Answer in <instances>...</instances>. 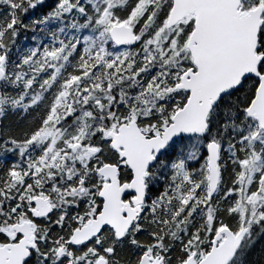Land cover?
I'll return each instance as SVG.
<instances>
[{
    "label": "snow or ice",
    "instance_id": "1",
    "mask_svg": "<svg viewBox=\"0 0 264 264\" xmlns=\"http://www.w3.org/2000/svg\"><path fill=\"white\" fill-rule=\"evenodd\" d=\"M0 264H264V0H0Z\"/></svg>",
    "mask_w": 264,
    "mask_h": 264
}]
</instances>
